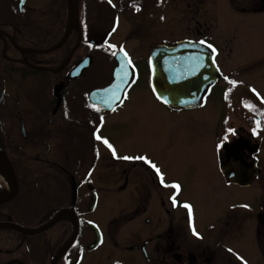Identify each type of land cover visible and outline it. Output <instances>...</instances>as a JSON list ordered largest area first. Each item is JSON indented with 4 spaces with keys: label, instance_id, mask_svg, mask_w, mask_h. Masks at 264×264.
<instances>
[{
    "label": "flooded vegetation",
    "instance_id": "1",
    "mask_svg": "<svg viewBox=\"0 0 264 264\" xmlns=\"http://www.w3.org/2000/svg\"><path fill=\"white\" fill-rule=\"evenodd\" d=\"M140 2L118 0L116 5L130 8ZM225 2L220 20L227 26L235 21L239 54L234 63L225 60L236 36L229 34L222 49L210 38L196 39L215 47L218 69L199 105L164 103L150 77L152 97L145 98L148 92L139 86L126 51L134 79L123 103L108 111L90 93L112 83L116 54L123 49L105 47L111 32L100 42L90 36V0H76L79 25L64 45L46 53L30 50L62 41L68 0H25L23 5L0 0V264H264V0ZM97 4L111 7L110 0ZM87 57L90 64L73 77ZM60 84L59 102L55 88ZM216 87L220 103L213 112L207 108ZM163 107L171 114L197 112L195 123L218 151L222 191L205 199L206 206L182 199L159 163L135 151L132 137L115 143L103 133L115 116L158 117ZM233 153L237 160L229 162ZM106 157L110 179H119L109 197L122 200L124 207L120 218H109L107 229L94 217L101 190L96 169ZM223 165L236 168L235 176L228 180ZM62 209L74 214L40 233L27 232L51 222Z\"/></svg>",
    "mask_w": 264,
    "mask_h": 264
},
{
    "label": "rangeland",
    "instance_id": "2",
    "mask_svg": "<svg viewBox=\"0 0 264 264\" xmlns=\"http://www.w3.org/2000/svg\"><path fill=\"white\" fill-rule=\"evenodd\" d=\"M34 2H60L64 0H31ZM98 0H90L87 8L88 29L91 37L98 41L111 32L109 43L105 47L112 50L120 47L129 51L137 69L139 86L148 92L149 89V55L158 44H175L182 39L210 38L217 46L224 48L226 39L236 36L235 21L227 24L221 22L220 5L227 0H141L140 5L130 8H119L118 0H110L111 7L95 5ZM104 2V1H103ZM109 11L111 13H109ZM117 17H113L115 15ZM241 40L242 33L239 31ZM106 37V36H105ZM233 51L225 60L234 63L239 54L240 39L236 36ZM246 40V37H244ZM225 54L219 56L222 61ZM91 71V70H90ZM95 81V80H92ZM145 92V91H144ZM151 100V95H144ZM208 110L216 111L220 103L219 87L214 89L209 100ZM158 117L133 116L119 119L111 127H104V134L116 143L122 137H132L130 142L135 151L152 157L159 163L164 177L171 185H178L182 199H189L195 205L210 199L222 191V181L218 169V151L201 131V125L195 121L197 112L185 110L179 114L169 113L165 107ZM111 117L109 119H115ZM199 121H201L199 119ZM110 122V120L108 121ZM202 123V121H201ZM109 124V123H108ZM126 139V138H125ZM126 144V143H123ZM113 155V153H110ZM103 158L97 167L99 177V202L94 217L100 225L108 228L109 218L123 212L120 199L109 197L108 192L119 179H110L109 169ZM218 197V196H217ZM126 204V202H125ZM206 206V203H204ZM127 208V206H126ZM128 209V208H127Z\"/></svg>",
    "mask_w": 264,
    "mask_h": 264
},
{
    "label": "water",
    "instance_id": "3",
    "mask_svg": "<svg viewBox=\"0 0 264 264\" xmlns=\"http://www.w3.org/2000/svg\"><path fill=\"white\" fill-rule=\"evenodd\" d=\"M24 2L25 0H21L20 5H23ZM75 3L76 0H68L67 30L62 41L46 50L31 49L30 51L46 53L65 44L71 28L79 25L78 18L75 15ZM80 39L81 37L74 50L78 47ZM209 45L205 42L201 43L199 40L183 39L173 45L158 44L153 48L150 55L151 86L160 100L164 103L167 101L166 104L175 107H191L200 104L209 87L218 79L215 51H213L214 47L212 45V47H209ZM74 50L66 62L70 60ZM124 53L126 52L121 50L116 54L118 65L114 69L113 82L104 88L94 89L90 93L91 100L99 103L108 111L114 110L123 103L127 89L134 79L135 71L131 58L128 54L125 57ZM89 64L90 58L87 57L74 69L72 76L76 77L80 75L82 70ZM39 68L45 69L44 67ZM60 90L61 84L55 88L56 94L59 93V102L61 99ZM236 160L234 153L228 159L229 162ZM222 170L228 180L230 177L235 176L234 172L236 168L234 167L223 165ZM95 203L96 197L94 196L91 209L94 208ZM73 212V209H62L51 222L41 228L27 232L30 234L40 233L54 225L57 221L68 217L66 214H74ZM72 242L73 240L70 241V243Z\"/></svg>",
    "mask_w": 264,
    "mask_h": 264
},
{
    "label": "snow or ice",
    "instance_id": "4",
    "mask_svg": "<svg viewBox=\"0 0 264 264\" xmlns=\"http://www.w3.org/2000/svg\"><path fill=\"white\" fill-rule=\"evenodd\" d=\"M201 43H204L203 41H201ZM209 47H212L211 45H209ZM213 51H215L214 49H213ZM124 55H125V57L127 56V53H124ZM129 63H130V61H129ZM233 83H235V82H233ZM165 103H167V101H165ZM246 107H252L251 105H246ZM97 139H100V137L99 136H97ZM225 139H226V137H225ZM125 159H128V157H125ZM137 159H142V158H140V157H137ZM157 171H159V169H157ZM175 187H177L178 188V185H176Z\"/></svg>",
    "mask_w": 264,
    "mask_h": 264
},
{
    "label": "trees",
    "instance_id": "5",
    "mask_svg": "<svg viewBox=\"0 0 264 264\" xmlns=\"http://www.w3.org/2000/svg\"><path fill=\"white\" fill-rule=\"evenodd\" d=\"M60 34H61V32L59 33V37L62 35V34L61 35Z\"/></svg>",
    "mask_w": 264,
    "mask_h": 264
}]
</instances>
